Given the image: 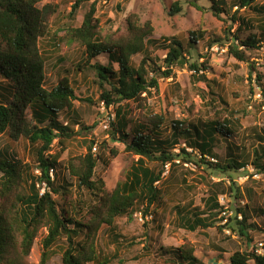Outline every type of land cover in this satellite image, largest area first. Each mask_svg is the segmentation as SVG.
Returning a JSON list of instances; mask_svg holds the SVG:
<instances>
[{"label":"trees","instance_id":"1","mask_svg":"<svg viewBox=\"0 0 264 264\" xmlns=\"http://www.w3.org/2000/svg\"><path fill=\"white\" fill-rule=\"evenodd\" d=\"M89 1L74 0L69 16L72 17L79 6ZM185 2L200 12L210 11L223 22L230 20L232 24H237L232 39L238 41L243 50L234 45L229 46L228 54L238 62H247L244 51L264 47V3L259 5L260 0H236L235 6H228L226 0ZM200 2L210 5L199 6ZM37 3L38 0H0V134L7 133L12 139L22 137L35 147V160L40 173L38 178H34L29 174L27 165L0 155V264L6 263L8 249L16 245L23 255H27L42 227L46 235L40 242V264H46L53 254L52 247L62 236L65 237L66 246L61 248L60 264H113L99 256L96 250L97 233L103 227L111 229L118 217H130L135 212L136 204H144L142 217H145L148 210L160 201L161 194L155 184L160 181L161 173L143 167V160L164 166L166 163L171 164L180 155L184 162L202 164L205 167V180L210 178V174L218 173L228 177L231 184L227 194L221 188L223 181L210 182V188L214 191L204 202L200 213L194 212L193 217L187 220L188 230H205L225 219L223 225L217 226L219 231L227 229L230 236L244 239L245 247L252 243L248 232L256 226L249 223L248 205L239 207L236 204L243 196L235 187L234 180L240 175L239 170L247 166L264 179V131L255 133L256 146L244 160L240 149L236 148L238 153L229 156L222 164L207 161V158H217L214 148L220 139L229 152L233 148L230 141L239 129V120L233 118L197 125L174 121L169 139L158 140L151 136L164 125L165 119L161 114H153L144 108L142 111L146 112L138 115L134 127L131 126L133 124L129 113L118 106L113 112V121L109 123L108 134L111 140L125 143L127 151L139 157L136 166L126 174L124 182L117 184L110 193L106 192L104 182L94 177L99 156L92 152L94 143L89 142L84 155L68 156L66 170L74 182V190H62V204L57 207L51 194H58L59 190L54 186V178H50L49 171L56 167L59 156L48 153L54 140L63 145L65 141L78 136V132L62 126L57 120L59 113L69 114L72 111L73 101L78 98L74 93L75 81L68 75V70L59 77L54 88L46 90L43 87L45 59L38 50L37 42L47 36V24L56 12V6L46 4L39 9ZM179 4L175 2L170 6L169 15L180 12ZM236 6L250 9L259 16L256 26L248 23V19L244 20L239 12H232L227 19V11L231 12L232 7ZM95 13L93 2L83 15L80 25L66 29L64 37L83 49V58L72 66V73L94 76L92 83L99 92L98 100L104 103L106 109L121 102L139 103L142 94L150 93L151 89L157 91V74L169 78L173 67L183 68L189 63L181 43L172 40L162 61L165 70L160 72L158 68H151L146 53L153 34L149 22L140 25L137 15H131L126 20L127 28L123 35L102 36ZM245 28H248L249 34L240 38L239 34ZM254 29L256 31L252 32ZM202 33L192 32V42L198 41ZM101 54L107 55L106 65L91 63ZM138 54L143 57L138 66L134 67L131 59ZM109 63L117 66L116 71ZM204 66L196 62L188 64L193 76L199 75L200 71L204 72ZM149 69L152 77H149ZM252 73L254 70L248 74L251 76ZM114 79L115 82H111ZM260 79L257 74L256 82H260ZM198 80H205L202 72ZM130 134L132 138L128 141ZM180 142L184 145L179 149L180 155L171 154L169 150ZM187 148L197 152V158L186 153ZM109 155L114 157L116 152L109 150ZM230 173L233 175H228ZM234 175L235 179L232 177ZM43 183L45 189L41 194L38 185ZM74 192L80 193L82 198L76 200ZM226 194L231 201L230 208L227 207L231 215L220 217L224 208L219 205L218 196ZM256 209L255 214L264 215L263 208ZM254 250L235 251L229 258V264H247L250 261L252 264H264V254L258 255ZM175 252L179 264H201L194 256L195 248L189 243L182 244ZM7 264H11L10 261Z\"/></svg>","mask_w":264,"mask_h":264},{"label":"rangeland","instance_id":"2","mask_svg":"<svg viewBox=\"0 0 264 264\" xmlns=\"http://www.w3.org/2000/svg\"><path fill=\"white\" fill-rule=\"evenodd\" d=\"M73 1L38 0L37 3L39 9L46 4L56 6V12L49 18L47 24V36L37 42L38 50L45 59L43 87L46 90L54 88L59 77L68 70V75L75 81L74 93L78 98L73 101V108L69 114L59 113L57 116L62 126L78 132V136L65 141L63 145L54 140L48 153L59 156L52 173L54 186L59 193L51 194L58 208L62 204L60 196L62 190L65 188L74 190V182L66 170L68 156L84 155L86 144L89 142L94 143L96 151L92 152L99 156L94 177L104 182L106 192L110 193L117 184L124 182L126 174L136 166L139 157L127 151L125 143L111 140L108 134L111 115L118 106L129 113L133 124L131 126L134 127L137 124L135 119L147 109L153 114H161L165 119L164 125L158 133L151 136L158 140L169 139L174 121L197 125L210 121L222 122L228 118L238 119L239 129L230 141L233 148L229 152L226 144L220 139L214 148L217 158L213 159L216 162L208 159L207 161L222 164L229 156L238 153L236 148L240 149L243 160L249 157L251 150L256 146L255 133L260 134L264 131V110L261 105L253 102L251 97L254 85L261 88L264 86V47L244 51L247 62H238L228 54L229 46L234 45L243 50L239 42L232 39L237 24H232L230 20L223 22L208 10L200 12L185 0H90L79 6L71 17L69 12ZM226 1L228 6L236 5V0ZM93 2L102 36L123 35L127 28V18L137 15L140 25L149 22L153 28V34L146 47L151 68H158L160 72L165 70L163 58L168 52L170 42L176 40L181 43L188 64L196 62L205 65L204 72L200 71L205 80H198L200 73L193 76L188 64L183 68L173 67L169 78L157 74V91L151 89L150 93L142 94L139 103L121 102L101 112L99 92L92 83L94 76L72 73V66L83 58V49L75 42H68L64 37L66 29L80 25L83 15ZM175 2H180L181 10L179 13L169 15L170 6ZM263 3L264 0H260L258 4ZM198 5L208 7L210 4L200 2ZM237 7H232L231 12L227 11V19L232 12H239L244 20L248 19V23L256 26L259 16L250 9ZM247 29L239 34L240 38L249 34ZM198 31L203 32L201 37L197 38L198 41L192 42V32ZM142 57L141 54L133 56L132 65L138 66ZM107 61V55L101 54L91 63L104 66ZM109 65L116 71L115 64ZM253 70L254 73L250 76L248 73ZM257 74L261 77L260 82H256ZM152 76L149 69V77ZM112 81L115 82V79ZM144 108L146 110L142 111ZM131 138L132 134L128 136V141ZM181 143L170 149V153L180 155L179 149L184 146ZM109 150L116 152V155L114 157L109 155ZM185 152L196 158L198 156L197 152L188 148ZM0 155L20 161L28 166L31 176L39 177L35 147L29 145L22 137L12 139L7 133L0 134ZM180 157L174 159L171 163L174 165L170 164L166 173L163 172L161 164L143 160V167L161 173L160 181L155 184L161 199L148 210L145 218L142 217L144 204H136L135 212L130 217L125 215L116 218L111 229L103 227L96 235V250L101 258L108 259L113 264H179L175 251L184 243H189L195 248L194 256L201 264H229V258L235 251L247 249L250 252L257 248L259 243L263 244L261 253H264V215L254 213L258 210L256 208L264 209V179L249 177L241 184L235 183V187L243 196L236 204H239V207L248 205L249 223L256 226L249 230L252 243L245 247L244 239L219 231L217 229V226L221 225L219 222L215 227L205 230L200 228L193 232L188 230L187 220L193 217L194 212L200 213L204 202L214 191L210 188L211 183L223 181L221 188L226 192L231 184L228 177L218 173L210 174V178L207 177L205 180L203 173L205 167L202 164L184 162ZM41 186L42 184L38 185L40 188ZM74 193L76 200L82 198L80 193ZM227 194L219 195L218 200L223 197L222 203L230 208L231 201ZM82 213H85L84 208ZM45 235L46 230L42 227L27 255H23L18 245L8 249L5 264L9 261L11 264H40L42 255L40 242ZM64 246L66 240L62 236L52 247L53 254L46 264H60L61 248Z\"/></svg>","mask_w":264,"mask_h":264},{"label":"built area","instance_id":"3","mask_svg":"<svg viewBox=\"0 0 264 264\" xmlns=\"http://www.w3.org/2000/svg\"><path fill=\"white\" fill-rule=\"evenodd\" d=\"M199 73H201V72H199ZM251 97H252V101L257 103L258 105H261V108L264 110V90H263V88L254 85V89H253V93H252ZM100 110H101V112L105 111V105H104L103 102L100 103ZM113 119H114V115H111V120L110 121H113ZM92 151L95 152L96 148L93 147ZM207 159H209L212 162H216L214 159H210V158H207ZM169 167H170V163L164 164V166H162L163 172L164 173L168 172ZM52 173H53V170H50L49 171V175H50L51 179H53V174ZM239 173H240V175L238 176V178L234 180V182L238 183V184H241V183L245 182L249 177H251L253 179H255V178L259 179L261 177L258 174H255L253 168L250 167V166H247L246 168H241L239 170ZM44 189H45V184L43 183L42 186H41V194L43 193ZM223 200H224L223 197H220L219 200H218L219 205L224 208L223 212H221V214H220V217H224L226 215L230 216L231 212L228 211L227 206H225V204L222 203ZM238 219L240 220L241 217L238 216ZM225 222H226V220L223 219L220 222V224L223 225ZM223 232L228 234V235H230V233H229V231L227 229H224ZM262 249H263V244L259 243V244H257V248H255L254 252L256 254H258V255H263L264 253H261Z\"/></svg>","mask_w":264,"mask_h":264}]
</instances>
